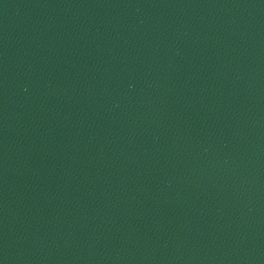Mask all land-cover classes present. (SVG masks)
Returning a JSON list of instances; mask_svg holds the SVG:
<instances>
[{
    "label": "water",
    "instance_id": "1",
    "mask_svg": "<svg viewBox=\"0 0 264 264\" xmlns=\"http://www.w3.org/2000/svg\"><path fill=\"white\" fill-rule=\"evenodd\" d=\"M0 264H264V0H0Z\"/></svg>",
    "mask_w": 264,
    "mask_h": 264
}]
</instances>
